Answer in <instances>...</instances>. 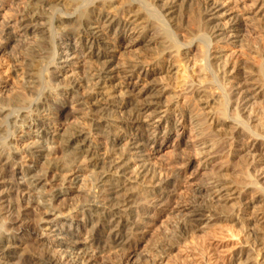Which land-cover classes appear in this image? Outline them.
Segmentation results:
<instances>
[{"label": "bare ground", "instance_id": "obj_1", "mask_svg": "<svg viewBox=\"0 0 264 264\" xmlns=\"http://www.w3.org/2000/svg\"><path fill=\"white\" fill-rule=\"evenodd\" d=\"M225 2L0 1V10L14 12L13 28L5 29L7 24H0V54L27 35L35 37L28 41L27 36V41L20 45V75L11 71L13 78L20 76V84L23 81L21 92L0 97V166L18 165L19 155L34 163L32 167L19 164L14 174L36 194L31 201L40 203L50 215L51 219L41 218L45 222H53L64 210L62 195L60 200L57 195L65 192L59 188L53 194L45 193L47 172H71L79 159L87 168L85 174H74L71 179L81 194L70 210L80 213L82 223L55 224L52 232H57L61 241H51L50 246L51 233H45L44 242L34 239V244L42 247L38 253L30 252L10 227L23 216L19 207L10 201L3 206L1 201L9 197L0 195V264H76L65 257L64 251L71 249L78 256L76 240L80 235L86 242L82 256L78 257L83 262L103 252L121 253V259L131 260L134 250L130 242L141 222L142 204L165 184L164 175L148 162L143 152L156 136L177 132L180 121L188 122L192 128L200 147L196 156L204 160L217 154L221 165L209 174L211 187L196 189L185 207V217L171 226L166 238H159L153 250L158 256L165 255L199 226L227 221L240 225L245 240L250 238L254 244L249 251L236 252L229 264H263L264 232L257 233L256 223L247 225L242 214L251 210L252 215L261 216L255 218L257 222L264 218V183L250 178L244 169L245 156L240 162L237 155L224 152V148L228 146L227 140L242 135L260 139L264 144L262 123L251 127L245 118L231 112L229 94L240 86L248 97L252 85L262 88L259 97L264 98V0L256 1L257 10L252 18L253 27L261 35L260 42L248 39L243 15L235 6H225ZM127 32L135 38L131 47L149 48L152 54L145 59L135 54L118 66L112 53L124 51L127 44L122 37ZM180 35L184 42L179 40ZM193 44L198 50L196 55L181 52L182 47ZM220 44L230 47L229 55L222 53ZM69 47L87 67L81 68L78 76L72 72L61 78L50 67L62 59V50ZM234 53L244 59L230 61ZM170 83L179 86V91L164 92L172 86ZM58 90L67 91L68 99L73 100L69 109L66 98L56 94ZM51 92L55 93L54 98ZM178 98L183 100L181 106L168 104ZM256 108L249 109L257 113L255 117L260 113ZM71 118L77 122L72 123ZM57 124L63 125L55 135L59 157L49 161L53 152L51 127ZM25 125L32 130V137L20 152L12 137ZM96 136L103 138L102 147L93 143L92 137ZM247 188L251 189L247 199L242 198ZM235 199L238 202L234 204ZM57 248L63 251L57 253Z\"/></svg>", "mask_w": 264, "mask_h": 264}, {"label": "rangeland", "instance_id": "obj_2", "mask_svg": "<svg viewBox=\"0 0 264 264\" xmlns=\"http://www.w3.org/2000/svg\"><path fill=\"white\" fill-rule=\"evenodd\" d=\"M0 1L5 2V0ZM225 1V6L228 4H230V7L235 6L234 8L241 13L240 15H243V26L248 39L260 42L261 35L253 27L254 21H252V18H255L254 13L257 10V0ZM29 3L30 2H28V4ZM13 15L14 12L8 11V9L0 10V24H7L5 29L13 28V21H11ZM27 36L28 41L35 40L33 35ZM26 37L17 40L16 44H14L15 47H12L13 45L10 44V48L7 49L3 55L0 54V77H2V79H0V97H3V95L7 96L11 93H20L22 90L20 85L23 84V81L20 84V76L19 78H13L11 76V71H17L20 75L18 56L20 55V45L27 41ZM122 39L125 41L124 43L127 44L124 51L122 52L119 50L118 52L112 53L116 65H122L126 60H130L135 54L144 59L152 54V51H150L149 48L140 49L139 47H131V42L135 41L131 32L124 34ZM179 40L182 42L185 41L182 35L179 36ZM1 45H5V42L1 43ZM219 47H222L221 51L223 54H230L229 46L227 47L220 44ZM62 51H65L60 55L62 59L56 60V65H53L50 68L54 70L57 76H61V78L69 77L72 72H75L78 76L81 68H86L87 64L82 60V57L74 54L75 50H73L72 47ZM185 51H190L193 55L198 53L194 44L190 47H182L181 52L183 53ZM240 55L241 54L234 53L230 58V61L232 60V62H234V60H237L238 58L244 59V56ZM8 67H10L9 71L7 70ZM145 69L150 70L149 67H146ZM242 77H245V75H242ZM250 82L251 81H248L247 84L250 85ZM170 84L172 86L170 85L171 87L165 88L164 92H169L173 89L177 92L179 91V86L176 84L174 85V83ZM261 92L262 88L250 85L249 95L248 97H245L244 91L240 90V86H235L229 93L232 98L230 102V111L235 112L239 118H245L251 127H254L255 124L261 125L262 123L260 129H264V118L260 119V114L262 112L264 113V98L259 97ZM54 94V92H51L53 98ZM56 94H60L63 98H66L68 109L70 108V105L73 106V100L68 99L69 96L67 91L58 90V93ZM182 101L181 98H178L168 104L171 105L177 103L178 106H181L183 103ZM253 107H257L256 112H260L259 115L256 116L257 118L255 117L257 113L253 114L252 111H250ZM263 113L261 116L264 117ZM70 120L72 123L77 122L75 118H71ZM62 126L63 125L61 124L60 126L57 124L51 127V132H53V139L51 141L53 152L48 157L49 161H53L59 157V146L55 139V135ZM31 131H29L28 127L25 125L17 131L14 137H12V140L15 143V148L20 149V152L24 150L28 143H30L32 137ZM92 140L93 143L101 147L104 145V140L100 136L92 137ZM226 143L228 146L225 147L226 144H224V152L237 155L236 160H239L240 162H242L241 160L245 156L246 161H244L245 159L243 160V163L246 164L244 165V169L247 170L250 178L264 183V144H261V140H254L253 137L250 138L242 135L235 139H229ZM196 149H200V147H198L197 140L193 138L190 124L185 121H180L177 132H171L168 136H163L161 134L156 136L154 143L144 150V157L158 171H161L162 175H164L165 184L163 189L151 196L149 201L142 204V212L140 215L141 222L138 229L134 231L130 242V246H132L134 250V257L131 260L128 259V261H125L123 258L121 259V253L103 252L96 256L93 254L94 257L92 256L90 260L88 258L83 262L82 259L78 258L79 256H82L83 251L85 250L86 242L83 235H80L76 240V244L80 249L77 253L78 256H76V253H72L71 249H66L64 251L66 253L65 257H68L69 261L76 264H134L135 262L139 264H229L232 260V256L236 252L240 250L243 252L249 251V249L254 246L252 239L249 238L248 240H245V231L239 229L240 225L237 226V224L235 225L234 223L227 221L218 224L210 221L207 224L199 226V228L193 233L189 234L178 244L174 245L165 255L158 256L153 250V245L158 242L159 238H166L171 231V226L185 217V207L189 204L191 196L196 193V189L199 187H211L212 184L210 183L212 181L210 179V172L212 173L216 171L215 169L221 165V160L218 159L217 154L216 156L213 154L212 156L201 160V157L196 156ZM23 157V155L16 156V158L21 159L19 160L20 163H18V165L20 164L19 166L32 167L34 165L33 162H30ZM238 157L240 159H238ZM204 161L206 162V169H203V165L205 164ZM18 165H12L11 163L9 165L0 166V192H2L0 195L2 194V196H4V194H6L9 197L3 198V202L1 201V203L5 206L7 205L6 203L10 201L14 206L16 205L15 207H19L18 211L20 212V216L23 215L21 216V220H24H18V222L16 221L17 224L10 227L15 229L14 231L16 235L20 237L23 243H25L26 248L30 252L35 251V253H38L41 251L42 247L35 245L34 239L39 242H44L46 240L45 233H51L49 235L51 240L48 241L50 246L52 244L51 241H61V236H58L57 232H52L53 228L51 229V227L55 224H58L61 221H71L73 226L82 223L80 213L73 209L70 210V208H73L72 205L75 202V198L81 194V191L76 188L71 179L74 174L77 176L85 174L87 168L83 160L79 159L72 165L71 172L62 174L52 173L53 175L50 172H47L44 191L47 194H53L57 189L63 188L65 192L57 195V198L60 200L62 195L61 199L64 204L60 203V205L62 204L61 206L65 211L63 210L64 212L62 211L60 215L56 216L53 222H45L41 221V218L46 217L51 219V217L46 213V209H44L40 203L31 201V199L36 198L37 196L27 186L24 180L14 174L19 167ZM42 168H44V165ZM228 178L230 179V177ZM61 179H63L64 182L61 183ZM208 181H210V183ZM250 190L251 189L249 188L243 190V194L241 195L242 198L247 199V194ZM232 202L235 204L238 200L235 199ZM232 202H229V204H232ZM63 205L65 206L63 207ZM242 217L246 220V223H248L247 225L250 223H256L257 228L254 229L257 233L264 232V218L257 222V219L255 220V218L258 217V219H260L261 217L257 213L252 215L251 210H246L245 214H242ZM30 226L36 231V234L34 231H31L33 229ZM29 227L31 229L30 232ZM41 233L43 235H41ZM253 236H255V234ZM62 251V248H57V253H61ZM87 253H89V251ZM87 255L88 254H86V256ZM89 256L91 255L89 254Z\"/></svg>", "mask_w": 264, "mask_h": 264}]
</instances>
